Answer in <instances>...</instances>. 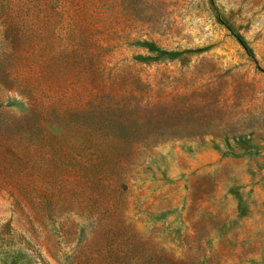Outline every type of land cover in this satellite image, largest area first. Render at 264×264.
Masks as SVG:
<instances>
[{"label": "rangeland", "instance_id": "374dc122", "mask_svg": "<svg viewBox=\"0 0 264 264\" xmlns=\"http://www.w3.org/2000/svg\"><path fill=\"white\" fill-rule=\"evenodd\" d=\"M0 264H264V0H0Z\"/></svg>", "mask_w": 264, "mask_h": 264}, {"label": "trees", "instance_id": "16d2710c", "mask_svg": "<svg viewBox=\"0 0 264 264\" xmlns=\"http://www.w3.org/2000/svg\"><path fill=\"white\" fill-rule=\"evenodd\" d=\"M227 29H228V31L232 32L230 28H227ZM236 38H237V40L240 41L239 37L236 36Z\"/></svg>", "mask_w": 264, "mask_h": 264}]
</instances>
